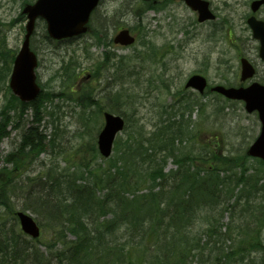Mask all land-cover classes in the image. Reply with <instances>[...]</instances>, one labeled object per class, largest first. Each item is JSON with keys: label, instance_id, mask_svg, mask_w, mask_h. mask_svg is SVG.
Returning <instances> with one entry per match:
<instances>
[{"label": "rangeland", "instance_id": "rangeland-1", "mask_svg": "<svg viewBox=\"0 0 264 264\" xmlns=\"http://www.w3.org/2000/svg\"><path fill=\"white\" fill-rule=\"evenodd\" d=\"M35 1L0 0V41L4 42L6 50V53L0 50V54H5L0 56L1 126L19 114L16 105L15 108L10 105L7 84L11 69L7 71V68L23 41L26 18L21 15L22 8ZM206 1L216 19L204 24L196 21L195 12L173 0L169 6L157 7L156 4L154 11L145 10L140 0H101L91 17L94 37L85 34L52 41L46 36L44 22H36L31 41L39 63L36 78L43 90L53 92L51 101L41 108L40 124L35 126L46 138L39 152L24 147L16 149L23 134V130L17 127L22 121L25 129L33 126V112L26 111L23 120L10 123L9 136L0 139V175L4 169L11 171L13 175L7 178V182L14 187L9 193V209L0 206V220L16 224L14 213L18 210L27 212L36 222L41 218L34 205L29 206L25 199L39 192L40 186L51 184L54 173H63L66 167L71 169L72 162H77L80 156L75 148L82 150V145L96 143L103 124L102 115L96 106L88 107L83 113L79 105L82 99H92L101 87L111 97L120 90L128 93L129 105L127 101L120 100L117 104L112 99L110 108L117 107L126 118L144 125L146 133L154 129L158 119H163L160 108L165 107L172 116L170 121L189 122L188 129L194 132L198 131L194 129L196 124L202 128V132L192 139L195 148L198 141L211 145L212 135L219 138L221 150L235 154L247 148L260 129L256 114H247L241 102L225 100L215 94L199 95L184 89V84L191 75L201 74L209 86H237L239 58L244 56L256 69L252 81L264 85V61L258 58V42L252 38L246 25L249 4L253 0ZM104 14L110 20L103 19ZM255 16L264 21V8ZM121 27L128 28L135 35L132 46L110 44L114 33ZM105 53L110 54V61L103 58ZM70 61H74L69 70L75 79L68 87L63 77L64 68ZM110 62L112 66H108ZM119 63L124 66L121 71H118ZM98 74H101L100 80L96 78ZM182 100L200 106L189 111L191 107L186 109ZM3 114L8 120L3 119ZM55 133L52 143L51 135ZM125 136L124 132L119 135ZM188 142L182 145L187 146ZM21 150L29 153L24 161H31L33 173H19L24 166L19 160ZM96 162L102 163V159L98 158ZM175 167L168 159L164 171ZM34 178L37 179L34 181ZM43 234L44 231L41 236ZM41 236L43 241L39 246L44 250L43 245L48 244V239ZM68 237L70 240L71 236Z\"/></svg>", "mask_w": 264, "mask_h": 264}, {"label": "trees", "instance_id": "trees-1", "mask_svg": "<svg viewBox=\"0 0 264 264\" xmlns=\"http://www.w3.org/2000/svg\"><path fill=\"white\" fill-rule=\"evenodd\" d=\"M0 50L6 53L3 41ZM69 66L64 70L68 87L75 79ZM127 94L120 90L113 99L129 105ZM181 102L186 109L191 107L189 111L200 106ZM10 105L19 110L18 122L32 109L35 123L42 108L12 96ZM160 111L163 119L146 133L144 125L126 118L119 108H110L126 122V136L115 140L113 156L97 163L95 142L75 148L80 156L72 162V171L66 167L51 178L52 197L33 202L39 216L58 218L79 209L77 217L44 232L42 238L48 239L44 250L40 238L28 241L20 232H5L0 249L16 255L3 253L0 264H264V161L249 158L245 150L235 154L221 150L213 135L211 145L198 141L195 148L192 139L202 128L196 124L197 132L189 130V122L170 121L168 108ZM101 112L98 109L100 116ZM2 117L8 120L5 114ZM11 122L0 124V139ZM51 137L53 143L56 133ZM45 138L29 127L24 143L39 152ZM27 155L20 151V164ZM168 159L176 167L165 172ZM2 172L0 191L5 185L12 191L7 182L12 172ZM8 201L9 195H0V206L9 209Z\"/></svg>", "mask_w": 264, "mask_h": 264}, {"label": "water", "instance_id": "water-1", "mask_svg": "<svg viewBox=\"0 0 264 264\" xmlns=\"http://www.w3.org/2000/svg\"><path fill=\"white\" fill-rule=\"evenodd\" d=\"M147 1V0H143ZM185 3L197 10L199 21L213 19L214 16L208 10V3L201 0H184ZM99 0H37L33 4H27L22 9L26 15L25 34L21 48L16 55L9 87L14 96L22 102L34 100L40 88L37 86L34 69L37 66L36 55L30 48V38L34 32L35 20L41 18L46 22L47 35L53 40H61L84 34L88 30V19L90 13L97 6ZM264 0H256L250 4V9L255 13ZM247 24L252 30V35L260 43L259 57L264 60V22L256 20L253 16L247 19ZM113 43L121 46H129L134 43V37L127 29L119 31L113 38ZM241 74L240 81H246L253 77L255 71L252 65L246 60H240ZM206 81L202 76H191L185 88H193L203 92ZM211 92L222 95L228 100L242 101L247 113H257L260 122V132L254 142L248 147L246 154L252 158L264 161V86L252 83L247 87H223L215 86ZM104 126L97 136V148L99 153L107 158L112 151L113 141L117 133L124 127L121 117L110 113H104ZM23 231L37 238L39 236L38 226L27 214L18 211L16 213Z\"/></svg>", "mask_w": 264, "mask_h": 264}, {"label": "bare ground", "instance_id": "bare-ground-1", "mask_svg": "<svg viewBox=\"0 0 264 264\" xmlns=\"http://www.w3.org/2000/svg\"><path fill=\"white\" fill-rule=\"evenodd\" d=\"M128 12V11H127ZM126 12V13H127ZM106 15L107 14H104V15H102V18L104 19L105 17H106ZM105 20H110V18L108 17V18H105ZM101 24H105V23H101ZM103 58L106 60V61H110L111 60V57L109 56V55H107V54H105L104 56H103ZM73 62L74 61H70V62H68V64L70 63V66L73 64ZM119 65V68H118V71H121V70H123L122 68L124 67L122 64H118ZM108 66H112V64H111V62L108 64ZM66 68H64V70H65ZM102 74V73H101ZM101 74H98V75H96V78H100L101 77ZM112 75V74H111ZM112 77H114V75H112ZM65 78H66V76H65V74H64V77H63V79L65 80ZM100 80V79H99ZM98 80V81H99ZM52 91H54V89L52 90ZM51 94H53V92H51ZM51 94L50 93H48V92H46L45 90H43V88H41V91H40V95H39V97L37 98V100L35 101V104L38 106V105H40V106H42L43 107V105L46 103V102H48V101H51L50 99H51ZM95 95H96V99L94 98L95 97ZM93 97H92V99L91 100H96L95 102H92V103H94L92 106H96L98 109H100L101 111H109L110 110V107H111V101H112V99H113V96L111 97V95H108L107 94V92L105 91V89L104 88H99L98 89V92H97V94H95ZM89 100L88 99H82L81 100V104L79 105V108L81 109L82 108V110L83 109H85V110H87V107H88V102ZM41 114L42 113H40L39 114V118H37V121L34 123H32L33 124V128H35L36 130H37V132H38V134L39 135H42L39 131H38V129H37V127H35V126H37V124H40V122H41V120H42V117H41ZM25 114H23L22 115V117H21V120H23V116H24ZM20 120V121H21ZM33 120V119H32ZM85 122H86V120H85ZM126 125V122L124 121V126ZM18 128V130H23V134H22V136H21V138H20V141H19V143H18V146L16 147V149H20V148H28V149H33L31 146L29 147V146H25V143H24V141H25V139H26V136H27V134H28V130H29V127H27L26 129L24 128V123H23V121H22V124L21 125H19V127H17ZM53 133V132H52ZM45 136V135H44ZM23 167H22V169L19 171V173L20 174H23L24 172H30V173H33L34 172V170H33V166H30L31 165V161H26V162H24L23 163ZM38 174H39V172H38ZM37 174V175H38ZM12 175H13V173H12ZM10 193V189H9V187L7 186V185H5V186H3L2 187V190L0 191V195L2 196V195H10L9 194ZM52 194H53V186L51 185V184H47V185H45V186H43V188L42 189H40V191L39 192H36V193H34L33 194V196H31V195H29V196H27V198L25 199V203L27 202L28 203V205L29 206H32L34 203L33 202H35V201H39V200H46V199H50V197L52 196ZM9 199H10V197H9ZM78 212H79V209H69L67 212H65V214L64 215H61L60 217H58V218H54V217H48V218H45V215H41L40 217L41 218H39V220L37 221V225H38V232H39V234H42L43 233V231L44 232H49V231H52V230H54L55 228H57L58 226H60V227H62L63 226V224L67 221V220H70V219H72V218H74V217H77V215H78ZM44 213H45V211H44ZM15 221H16V224L14 223V222H12V221H10V220H4V219H2V220H0V240L2 239L1 237H2V235L5 233V232H7V233H9V231H17V232H20L21 234H22V236L26 239V240H34V238H32V237H29L24 231H23V229H22V226H21V224H20V221H19V219L18 218H15ZM26 236L28 237V239L26 238ZM68 236H70L69 234H68ZM0 250H2V251H0V257H1V255L3 254V255H16L13 251L14 250H11V249H6V250H4L3 248L2 249H0Z\"/></svg>", "mask_w": 264, "mask_h": 264}, {"label": "flooded vegetation", "instance_id": "flooded-vegetation-1", "mask_svg": "<svg viewBox=\"0 0 264 264\" xmlns=\"http://www.w3.org/2000/svg\"><path fill=\"white\" fill-rule=\"evenodd\" d=\"M176 3H178V4H180V5H184L185 7H186V5H185V3L183 2V1H181V0H179V1H175ZM171 3H172V0H156V3H154V5H156L157 4V7H164V6H169V5H171ZM196 17H197V15H196ZM197 21V20H196ZM198 22V21H197ZM212 21H205V22H198V23H202V24H204V23H211ZM116 29H114L113 31H115ZM116 34V32L114 33V35ZM241 58H246V57H244V56H241L239 59H241ZM247 59V58H246Z\"/></svg>", "mask_w": 264, "mask_h": 264}]
</instances>
